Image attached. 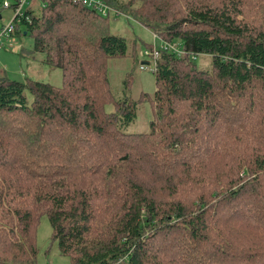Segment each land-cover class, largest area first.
Returning <instances> with one entry per match:
<instances>
[{
  "label": "trees",
  "instance_id": "16d2710c",
  "mask_svg": "<svg viewBox=\"0 0 264 264\" xmlns=\"http://www.w3.org/2000/svg\"><path fill=\"white\" fill-rule=\"evenodd\" d=\"M40 1L12 36L23 24L63 76L57 86L0 76V116L25 126L0 121V264H28L42 215L71 264H264V27L246 22L242 0H101L180 44V56L160 52L156 89L138 101L113 99L106 67L136 42L111 32L109 12ZM145 99L150 131L127 132ZM237 141L220 192H198L202 152ZM187 242L197 247L176 258Z\"/></svg>",
  "mask_w": 264,
  "mask_h": 264
},
{
  "label": "rangeland",
  "instance_id": "374dc122",
  "mask_svg": "<svg viewBox=\"0 0 264 264\" xmlns=\"http://www.w3.org/2000/svg\"><path fill=\"white\" fill-rule=\"evenodd\" d=\"M4 1L9 3L11 7L5 8L3 6ZM215 1L220 2L222 0ZM33 3L32 0H26L22 12L32 6V9L38 11L37 14H39L41 5L39 6L36 4L38 6L34 7L35 5ZM13 4H15L14 0H0V29L14 18L15 7ZM29 4L32 5L30 6ZM241 7L242 10H244V17L247 23L255 24L256 27H264V0H242ZM109 14L111 32L127 39L130 43L129 45L136 42V53L132 58L127 56V58L110 60L106 67L109 84L111 85V91L114 96L113 99L126 96L138 101L142 94L152 96L156 89L154 73L147 68L140 69L139 66L142 60H147L143 55L146 44L157 45L159 43L158 38L154 39V34L151 30L127 16L114 15L112 11L109 12ZM18 28L21 34L2 41L4 47L0 50V76H5L8 79L20 82L32 80L49 82L55 86L60 85L63 76L61 70L50 67L46 63V56L44 53L33 51V36L29 32L24 34L26 32L23 24H19ZM195 63L198 68H207L210 66V57L207 55H198L195 59ZM125 80H127L126 84H124ZM27 97L28 99L31 98L29 92L27 93ZM151 106V103L146 99L140 103L138 102L136 109L137 116L135 120L129 124L127 132L150 131L149 124L154 117L153 107ZM0 121L4 122V128L7 126V128H11L13 131H15L14 126L16 124L22 128L25 127L23 123L17 122L15 119L5 115L0 116ZM242 144V141L233 143L234 149L227 153L224 151L222 155L216 158H212V154L209 155L208 149L202 152L200 159H203L201 163L203 164L204 171H202L201 174L204 175L205 179L201 184L197 185L200 189L198 192H202L203 189L208 188H212L213 192H220L223 183H226V177L231 171L229 167L233 159H230V157L235 151L242 150ZM247 153V150L244 149V153H241L238 157L244 158ZM184 159L187 161V157H184ZM223 169L224 171L222 172ZM192 174L193 172H191V175ZM194 175L195 174H193V176ZM187 179L183 180L190 183ZM235 227L236 226H232L231 229H228L231 234L235 233ZM34 230L31 233L32 238L34 235L36 253L34 256L29 254L28 256L25 255L28 264H71L70 258L63 254L61 255L56 242L52 240L53 230L51 229L47 215H42L38 219ZM196 247L197 245L191 242H187L181 247H176L174 249L176 252L175 254H177L176 258H189L191 252ZM2 255L4 254H0V257L5 256ZM20 257L21 252L19 251L15 259L19 260Z\"/></svg>",
  "mask_w": 264,
  "mask_h": 264
},
{
  "label": "built area",
  "instance_id": "2783aa9c",
  "mask_svg": "<svg viewBox=\"0 0 264 264\" xmlns=\"http://www.w3.org/2000/svg\"><path fill=\"white\" fill-rule=\"evenodd\" d=\"M80 2V4L85 5L87 7H93L98 12H100L103 15H108L107 12H109V7H107L101 0H77ZM14 2H17V5L15 6V15L12 21H10L7 25H5L2 29H0V50L2 47V41L4 39H9L12 37V35L15 33V18L19 21L22 17V8L26 4V0H15ZM3 6L5 8H10L11 5L7 3L6 1L3 2ZM154 39L158 38L159 43L157 45H154V48L152 50L144 49L143 55L146 57L147 60H142L141 64L139 66L140 69H150L153 73L156 72V61L159 58V54L161 51H165L168 53L177 54L180 56L182 54L180 44L178 42L174 41H164L161 40L157 35H154Z\"/></svg>",
  "mask_w": 264,
  "mask_h": 264
},
{
  "label": "crops",
  "instance_id": "0c3cea01",
  "mask_svg": "<svg viewBox=\"0 0 264 264\" xmlns=\"http://www.w3.org/2000/svg\"><path fill=\"white\" fill-rule=\"evenodd\" d=\"M32 1L34 2V3H33V4L35 5L34 7H36V6H38V5H39V6L42 5V2H41L40 0H32ZM36 4H38V5H36ZM29 5H30V4H29ZM31 5H32V4H31ZM31 5H30V6H31ZM40 7H41V6H40ZM31 8H32V6H31ZM37 8H38V7H37ZM39 9H40V8H39Z\"/></svg>",
  "mask_w": 264,
  "mask_h": 264
},
{
  "label": "clouds",
  "instance_id": "9594fccd",
  "mask_svg": "<svg viewBox=\"0 0 264 264\" xmlns=\"http://www.w3.org/2000/svg\"><path fill=\"white\" fill-rule=\"evenodd\" d=\"M15 1V0H14Z\"/></svg>",
  "mask_w": 264,
  "mask_h": 264
}]
</instances>
